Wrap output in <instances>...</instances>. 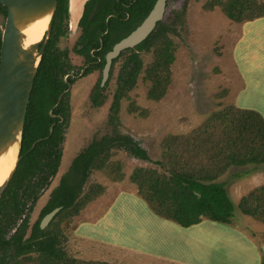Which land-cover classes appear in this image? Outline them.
<instances>
[{
  "label": "rangeland",
  "instance_id": "obj_1",
  "mask_svg": "<svg viewBox=\"0 0 264 264\" xmlns=\"http://www.w3.org/2000/svg\"><path fill=\"white\" fill-rule=\"evenodd\" d=\"M70 1L64 35L52 40V53L60 54L67 74L62 80L67 81V77L74 79V83L64 92L67 93V120L61 160L56 175L50 179L47 188L39 192L32 206L28 215L27 235L40 220L50 194L58 186L60 178L68 172L75 157L94 140L112 137L116 132L138 144L147 153L149 161L133 159L124 150L113 147L109 149L106 162L118 166L114 172L121 176L120 180L113 181V176L105 173L107 168L105 171L91 169L88 172L81 186L79 201L88 194L92 195L93 200L77 215L55 220L62 235V249L68 256L80 261L136 264L134 253L137 252L128 249L145 253L140 250L144 249L153 257L164 256L174 260L171 264H260L261 258L257 252L264 243V226L242 216L237 204L242 196L240 194L264 184V165L231 168L218 179L219 182H227V196L234 207L230 225L202 218L193 228L180 229L176 226L180 229L176 233L172 224L161 221L151 213L130 176L137 169H151L159 175L169 176L174 163L163 156L166 150L163 144H169L174 137H188L196 133L206 120L227 107L254 111L264 119V18L236 23L228 20L220 7H205L210 1L226 3L228 0H169L161 22L171 30L167 35L174 47V62L169 68L170 83L165 95L157 102L146 98L148 83L144 75L152 62V55L143 54L142 73L135 88L120 100L113 125L108 123L110 107L122 59L109 71L107 85L100 86L106 98L104 104L99 108L92 107L89 97L101 81V71H92L84 76L89 64L83 55L76 53L81 49L80 19L71 27L73 15L69 11ZM242 1L250 3L253 11L264 3V0ZM245 15L251 16V9L246 10ZM4 23L5 17L0 12L1 30ZM244 27L250 29L243 36ZM242 36L243 40L238 44ZM244 37L261 40L246 44ZM236 65L243 73L244 82L239 80ZM224 121L228 122L229 119ZM220 123L215 120L216 126L220 127L211 138L220 139L218 131L223 126ZM192 160L191 157L190 167L205 165L203 159ZM234 173L240 177L233 179L231 176ZM139 199L143 206L139 204L142 208L137 210ZM20 223L18 221L17 224ZM249 246L253 247L252 252ZM158 262L156 260L149 264Z\"/></svg>",
  "mask_w": 264,
  "mask_h": 264
},
{
  "label": "trees",
  "instance_id": "obj_2",
  "mask_svg": "<svg viewBox=\"0 0 264 264\" xmlns=\"http://www.w3.org/2000/svg\"><path fill=\"white\" fill-rule=\"evenodd\" d=\"M155 1L88 0L85 3L78 22L81 28V49L76 51L89 64L84 76L92 71H102L105 55L145 19ZM67 5L68 0H57L50 38L38 65L27 107L20 160L0 197V264H108L80 261L68 256L62 249V235L58 221L55 220L77 215L93 200L92 195L88 194L79 201L82 183L91 169L105 171L107 168L105 173L113 176V181L120 180L121 176L114 172L118 166L106 162L110 148H120L133 159L149 161L147 153L138 144L116 132L112 137L94 140L75 157L68 172L60 178L42 210L40 220L27 235L28 215L32 206L39 192L47 188L50 179L56 175L61 160L67 120V93L64 92L74 83V79L67 77V81L62 80L67 74L59 58L60 54L52 53V40L64 35ZM215 6L221 8L228 20L236 23L264 18V3L256 11H253L250 3L242 0H228L226 3L210 1L205 5L206 9ZM94 7L96 11L90 19ZM248 9H251V16L245 15ZM0 12L6 17L4 7L0 6ZM75 22L72 21V25ZM169 31L167 26L158 22L142 43L124 51L112 61L110 71L122 59L108 123L114 125L120 100L135 88L143 70V54L152 55V62L145 69L144 75L148 83L146 98L157 102L164 97L170 83L169 68L174 62V47L167 35ZM1 33L0 29V46ZM101 92L100 83L96 84L89 97L92 107L99 108L104 104L106 98ZM215 120L223 125V129L218 131L220 139L211 138L220 127L216 126ZM190 140L193 141L190 143ZM163 147H166L163 156L169 157L174 163L169 176L159 175L151 169H137L130 176L138 188L141 200L147 204L151 213L184 229L198 225L202 218L230 225L234 207L227 196V182H219L218 179L231 168H256L264 165V119L254 111L227 107L206 120L196 133L188 137H174L169 144L164 143ZM190 156L193 160L203 159L205 165L200 168L190 167ZM231 177L236 179L240 175L234 173ZM56 208H60V211L54 220L40 230L42 218ZM237 208L242 215L264 226V184L244 195ZM18 221H21L19 225ZM260 254V264H264V252Z\"/></svg>",
  "mask_w": 264,
  "mask_h": 264
},
{
  "label": "water",
  "instance_id": "obj_3",
  "mask_svg": "<svg viewBox=\"0 0 264 264\" xmlns=\"http://www.w3.org/2000/svg\"><path fill=\"white\" fill-rule=\"evenodd\" d=\"M169 0H156L145 19L125 38L113 45L104 57L100 86L109 77L112 61L128 49L142 43L166 15ZM57 0H0L6 9L0 46V157L16 148L15 162L6 179L0 184V197L8 186L20 160L21 137L27 107L37 68L48 41ZM91 14V17L93 16ZM48 17L41 41L24 47L23 30L37 20ZM42 42V43H41ZM60 208L52 210L40 221V230L51 222Z\"/></svg>",
  "mask_w": 264,
  "mask_h": 264
},
{
  "label": "crops",
  "instance_id": "obj_4",
  "mask_svg": "<svg viewBox=\"0 0 264 264\" xmlns=\"http://www.w3.org/2000/svg\"><path fill=\"white\" fill-rule=\"evenodd\" d=\"M87 0H71L70 1V8H69V11L71 10V9H73V10H75V8H76V10H77V14L75 15V14H73V18H71V20L70 21H77V20H79L80 19V17H81V13H82V9H83V5H84V3L86 2ZM71 14V13H70ZM259 20V19H258ZM71 23V22H70ZM249 23V22H248ZM248 29H250V28H246L245 29V27H244V29L242 30V31H244V34H243V36L244 35H247V33L249 32V31H246V30H248ZM243 36L242 37H240V39H239V41H238V44L240 43V41L241 40H243ZM259 40H261V39H255L254 37H244V42H246V44H250V43H257V41H259ZM264 40V39H263ZM246 50H248V49H246ZM236 67H237V71H238V73H239V75H240V78H239V80L241 81L242 79H243V73L242 72H240V69H239V65H236ZM238 75V76H239ZM242 82H244L243 80H242ZM241 82V83H242ZM257 85V84H256ZM260 185H262V184H260ZM259 185V186H260ZM228 186V185H227ZM227 186H226V189H227ZM258 187V186H257ZM255 188V187H254ZM253 189V188H252ZM244 193V192H243ZM240 194V195H242L241 196V198L244 196V195H246V194ZM241 198H239V200L241 199ZM239 200H238V202H239ZM137 201V200H136ZM139 204H142V202H141V200L139 199V202H138V206L136 205V209L137 210H139L140 208H142ZM142 206H143V204H142ZM107 214V213H106ZM241 214V213H240ZM242 215V214H241ZM242 216H244V215H242ZM156 217V216H155ZM244 217H246V216H244ZM156 218H158V217H156ZM246 218H248V217H246ZM158 219H160V218H158ZM161 221H163V222H165V223H169V224H172V226H174V230L173 231H175V233L176 232H180L179 230L180 229H183V228H181V227H178L176 224H173V223H171V222H168V221H164V220H162V219H160ZM253 221V220H252ZM259 225H261V224H259ZM141 226V225H140ZM178 228H180V229H177V227ZM263 226V225H262ZM193 228V227H192ZM188 229V228H187ZM249 248H250V250H251V252H252V250H253V247H251V246H249ZM128 250H130V251H133V252H137V253H134V255H135V259L137 260V263L136 264H149V263H151V262H153V261H159L158 263H155V264H163V263H167V264H171L174 260H172V259H170V260H168L167 258H165L164 256H155V257H153L151 254H150V252L149 251H147V250H144V249H140V250H142V251H144L145 253H142V252H139V251H137V250H131V249H128ZM255 251H256V248H255ZM260 251L263 253L264 252V243L263 244H261L260 245V249L258 250V252H257V255L259 256V255H261L260 254ZM253 259V258H252ZM256 261H257V258H256Z\"/></svg>",
  "mask_w": 264,
  "mask_h": 264
},
{
  "label": "bare ground",
  "instance_id": "obj_5",
  "mask_svg": "<svg viewBox=\"0 0 264 264\" xmlns=\"http://www.w3.org/2000/svg\"><path fill=\"white\" fill-rule=\"evenodd\" d=\"M70 13L73 15L76 13V10L71 9ZM48 23V17L37 20L34 24L26 27L22 34L25 37L24 47L41 41L43 39V34ZM16 157V148H11L7 153L0 157V184L6 179L7 175L12 170V167L15 162Z\"/></svg>",
  "mask_w": 264,
  "mask_h": 264
},
{
  "label": "flooded vegetation",
  "instance_id": "obj_6",
  "mask_svg": "<svg viewBox=\"0 0 264 264\" xmlns=\"http://www.w3.org/2000/svg\"><path fill=\"white\" fill-rule=\"evenodd\" d=\"M87 1H88V0H87ZM87 1H86V2H87ZM86 2H85V3H86ZM85 3H84V5H85ZM84 5H83V8H84ZM94 9H95V11H96V7H94ZM94 9H93V11H94ZM82 13H83V9H82ZM82 13H81V16H82ZM92 13H93V12H92ZM92 13H91V14H92ZM94 13H95V12H94ZM93 15H94V14H93ZM92 17H93V16H92ZM92 17H91V15H90V19H91ZM80 18H81V17H80ZM78 22H79V21H78ZM70 24H71V27H72V22H71ZM50 31H51V29H50ZM49 34H50V32H49ZM48 40H49V39H48ZM64 82H65V81H64ZM69 86H70V85H69ZM68 88H69V87H68Z\"/></svg>",
  "mask_w": 264,
  "mask_h": 264
}]
</instances>
